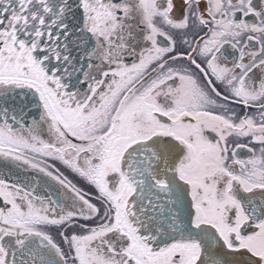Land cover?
I'll return each instance as SVG.
<instances>
[{
  "label": "snow or ice",
  "instance_id": "1",
  "mask_svg": "<svg viewBox=\"0 0 264 264\" xmlns=\"http://www.w3.org/2000/svg\"><path fill=\"white\" fill-rule=\"evenodd\" d=\"M0 264H264V0H0Z\"/></svg>",
  "mask_w": 264,
  "mask_h": 264
}]
</instances>
